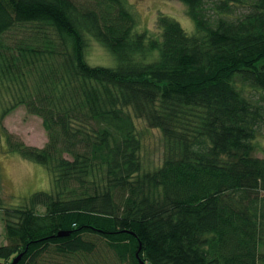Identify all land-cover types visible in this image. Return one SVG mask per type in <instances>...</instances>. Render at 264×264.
I'll return each instance as SVG.
<instances>
[{
    "label": "trees",
    "instance_id": "16d2710c",
    "mask_svg": "<svg viewBox=\"0 0 264 264\" xmlns=\"http://www.w3.org/2000/svg\"><path fill=\"white\" fill-rule=\"evenodd\" d=\"M178 1L190 34L163 15L134 32L126 0H0V157L50 179L0 198V264L86 258L92 237L119 264H264V0ZM90 38L115 67L87 63ZM19 107L42 148L4 128ZM137 122L160 134L159 164Z\"/></svg>",
    "mask_w": 264,
    "mask_h": 264
},
{
    "label": "rangeland",
    "instance_id": "374dc122",
    "mask_svg": "<svg viewBox=\"0 0 264 264\" xmlns=\"http://www.w3.org/2000/svg\"><path fill=\"white\" fill-rule=\"evenodd\" d=\"M126 2L134 15L136 33L154 29L155 20L159 15L175 20L188 34L193 32V23L186 16V9L178 0H126ZM90 39L85 53L87 63L91 66L115 67V59L104 47ZM250 96L260 99L255 93H251ZM137 125L143 139L142 154L146 165L159 164L164 152L160 134L156 130H146L141 122H137ZM3 126L28 146L42 148L47 142L41 119L28 114L24 107H19L7 115L3 120ZM255 142L257 149L254 155L264 158V126ZM40 191H50L49 175L42 166L24 161L15 154L0 157V198L4 207L20 206L31 194ZM91 240H94L97 246L93 255L86 258L76 257L65 262L62 260L61 264H119L102 241H96L95 237ZM6 243L0 220V246Z\"/></svg>",
    "mask_w": 264,
    "mask_h": 264
},
{
    "label": "water",
    "instance_id": "95a60500",
    "mask_svg": "<svg viewBox=\"0 0 264 264\" xmlns=\"http://www.w3.org/2000/svg\"><path fill=\"white\" fill-rule=\"evenodd\" d=\"M66 235H68L67 232H60V233L57 234V236H66ZM20 257H21L20 255L17 256V258H15V259L12 261V263H14V264L17 263ZM136 257L138 258V254H136ZM139 264H144V263L141 262V261H139Z\"/></svg>",
    "mask_w": 264,
    "mask_h": 264
}]
</instances>
